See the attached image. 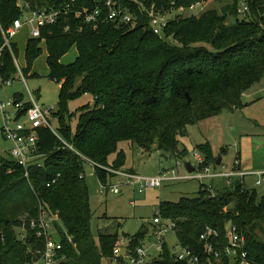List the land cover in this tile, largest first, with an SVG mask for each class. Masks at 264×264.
Returning a JSON list of instances; mask_svg holds the SVG:
<instances>
[{
	"label": "trees",
	"instance_id": "16d2710c",
	"mask_svg": "<svg viewBox=\"0 0 264 264\" xmlns=\"http://www.w3.org/2000/svg\"><path fill=\"white\" fill-rule=\"evenodd\" d=\"M25 1L32 11H61L57 21L40 27L39 38L27 40L23 71L30 72L44 43L49 76L60 84L54 116L64 142L49 129H40V152L46 156L42 166L30 167L28 176L11 158H0V264L39 260L44 239L29 222L41 210L57 218L53 226L62 243L57 264L111 263L114 244L121 236L117 231L102 232L95 239L86 162L79 155L93 162L98 181L108 184L116 175L105 168L122 170L125 163L123 150H118L120 142L184 158L187 153L179 149V138L186 136L188 125L245 108L243 95L264 79V0H247L248 20L238 17V0H200L224 5L220 12L208 7L198 16L170 17L161 35L153 32L152 6L164 14L172 6L189 7L198 0H113L131 14L132 21L102 22L100 18L96 27L74 12L83 6L92 10L105 0ZM106 11L103 7V15ZM23 15L17 0H0L4 28ZM73 47L75 60L61 63ZM15 72L6 55L5 77L14 78ZM83 96L88 102L71 112L69 102ZM14 97L23 99L22 94ZM196 148L205 166L217 167L209 142ZM212 187L208 190L201 184L194 197L161 201L158 213L177 223V238L201 258L206 254L200 234L206 227L218 231L222 247L229 226L244 235L249 259L264 264V194L259 196L240 181ZM147 233L142 226L138 234L125 237L135 248ZM155 264L183 263L174 260L165 244ZM222 264L232 263L223 258Z\"/></svg>",
	"mask_w": 264,
	"mask_h": 264
},
{
	"label": "built area",
	"instance_id": "2783aa9c",
	"mask_svg": "<svg viewBox=\"0 0 264 264\" xmlns=\"http://www.w3.org/2000/svg\"><path fill=\"white\" fill-rule=\"evenodd\" d=\"M74 1V0H71ZM17 5L24 12L20 19H16L8 27L4 28L0 23V37L2 43L0 44V88L12 84L13 77L6 78L4 74L5 57L8 55L12 59V63L16 72L14 77L20 75L23 81H26L24 68L20 63L18 51V36L25 30L28 38H39L40 27L51 24L57 21L61 11L51 8L42 11H32L29 7V2L25 0H17ZM173 5V3H172ZM103 7L107 9L106 14L103 15ZM207 8V4L203 1H196L189 7L180 6L172 8L166 13L162 14L155 9L154 6L149 10L151 25L155 34L161 35L170 18H167L169 12L183 14L186 16L200 15ZM251 6L247 0H238L237 14L240 19H250ZM67 13V10H65ZM77 18H83L86 23H92L94 27L98 24L101 18L102 22L112 20L117 23H129L132 21V16L127 10L121 7H116L113 0H105L100 5H96L94 9L81 7L74 12ZM68 30V27L66 28ZM15 45V47H14ZM7 53V54H6ZM30 100L23 101L16 98L1 99L0 98V137L10 143L9 154L12 160L24 170V175L28 176L30 167L33 165L42 166L43 159L46 153L40 152L39 134L40 129H49L56 137L63 141L59 136L57 128L52 125V120L55 119L54 114L57 112V106H44L37 104L34 96L28 90ZM70 147V146H69ZM71 148V147H70ZM84 162L95 166L93 162L82 155H79ZM198 159V172L192 174L188 172L186 175H177L174 170L161 171L158 175L152 177H143L138 174L105 168L116 176L122 177L127 184L132 185L139 193L144 192L147 188H159L164 182H171L176 180L197 179L204 181L207 179L225 178L227 184H233L232 178L236 177L244 179L245 176L260 175L262 179L257 178L255 181L257 185L264 179L263 171H243L240 167L239 159H236L230 170L223 168L222 171L215 170L213 166H205L204 159L196 155ZM180 163L176 162V166ZM193 171H196L194 169ZM81 175L80 177H82ZM242 184V181H241ZM211 187V186H210ZM100 191H111L119 193L117 185H106L100 183ZM214 195V194H213ZM131 204L134 206L135 202ZM57 221L56 217H49L45 210H41L36 218L30 220V227L36 229V235L44 239L45 247L41 251V256L34 264H57V254L62 249V243L58 238V233L53 226V222ZM151 233L146 235L144 240L140 241V245L131 248L130 238H119L113 247V262L116 264H155L159 259L163 246L168 245L174 260L183 264H222L223 258L231 260L232 264H255L249 259L246 251V240L244 235L238 233L234 227L226 226V243L220 247L221 241L217 230L206 227L200 234V241L203 244V250L206 254L205 258H201L194 250L187 245H183L177 238L174 245H170L166 241V237L172 233L177 236L179 228L177 223L170 218H163L158 212L154 215L151 222ZM56 235L54 236V232ZM71 240V237L69 238ZM39 253V252H38ZM118 259H121V263Z\"/></svg>",
	"mask_w": 264,
	"mask_h": 264
},
{
	"label": "rangeland",
	"instance_id": "374dc122",
	"mask_svg": "<svg viewBox=\"0 0 264 264\" xmlns=\"http://www.w3.org/2000/svg\"><path fill=\"white\" fill-rule=\"evenodd\" d=\"M224 3L211 2L208 7L221 11ZM168 11L165 13L167 14ZM175 12H169L167 18L174 17ZM234 19L230 18V22ZM23 30L19 36L18 51H24L25 41L28 35ZM41 54L34 61L33 66L24 82L20 75L12 80V84L6 88H0L1 99H12L15 94H22L23 101L30 100L29 92L34 96L37 104L44 106H57L60 84L49 76V68L46 62L47 52L44 43H41ZM77 56L75 47L62 57L61 63L70 64ZM20 63L26 66V62L21 54ZM86 96L69 102V110H75L82 104L88 102ZM246 104L245 108L237 111H223L221 114L202 120L195 125H188L187 134L180 137L179 149H186L187 155L184 158L172 157L170 154L153 149L151 152L142 151L136 144L130 142H120L118 150H123L125 163L123 171L133 170L135 174L143 177L158 175L161 171L174 170L177 175L188 173L185 163L189 162L197 173L198 159L196 155L204 158L197 145L209 142L215 157L222 159L220 168L230 169L236 159H239L243 171L264 169V79L253 85L242 99ZM75 124V118L72 119ZM54 128L58 127L56 119L52 120ZM1 126V120H0ZM10 144L0 137V158H10L8 153ZM114 155L110 157V160ZM44 161V159H43ZM176 162L180 165L176 166ZM257 168H261L258 170ZM111 173V172H110ZM114 174V173H112ZM115 175V174H114ZM259 175L245 176L243 186L248 189H255L259 196L264 194V179L259 185L256 184ZM85 180L89 187L90 206L93 211L91 227L97 239L99 233L117 231L121 237L133 236L140 232L142 226L147 227L148 234L151 233L152 218L158 212V205L161 201L177 202L182 197H194L200 185H206L208 190L213 189L210 179L199 181L197 179L176 180L164 182L159 188H147L139 193L133 189L132 185L119 176H115L106 185H117L119 193L111 191H100V182L94 174V167L86 163ZM227 181H225V184ZM216 184H219L216 182ZM211 186V187H210ZM221 186V185H220ZM215 194V193H212ZM134 201L133 206L131 202ZM54 236L57 234L53 231ZM170 245L176 243L172 233L166 237ZM114 261V260H113ZM105 264H116V262H105Z\"/></svg>",
	"mask_w": 264,
	"mask_h": 264
},
{
	"label": "crops",
	"instance_id": "0c3cea01",
	"mask_svg": "<svg viewBox=\"0 0 264 264\" xmlns=\"http://www.w3.org/2000/svg\"><path fill=\"white\" fill-rule=\"evenodd\" d=\"M25 34H26V32H25ZM29 38H27V40H28ZM27 40L25 41V47H24V51L21 53L20 51H19V54L21 55H23V58H24V60H25V48H26V43H27ZM18 42H19V39H18ZM20 43V42H19ZM26 76L28 75V74H25ZM16 95V94H15ZM15 98V97H14ZM10 144V143H9ZM8 153H9V151H8ZM10 155V154H9ZM2 158H4V157H2ZM11 158V157H10ZM12 159V158H11ZM240 161V160H239ZM241 163V162H240ZM221 164H222V159H221ZM220 164V165H221ZM217 165V164H216ZM240 167H241V169L243 170L244 168L242 167V165H240ZM216 169L215 170H218V171H222L223 170V168H220V166L219 165H217V167H215ZM187 169V168H186ZM194 169V168H193ZM231 169V168H230ZM229 169V170H230ZM258 170H261V168H257ZM264 169V168H263ZM228 170V169H227ZM247 171H255V169H251V170H247ZM130 172H132V173H134V171L133 170H131ZM125 180V179H124ZM211 180V182H212V184H214L215 186H219V187H222V185L225 183V181H227L225 178H215V179H210ZM126 181V180H125ZM235 181H240V183H241V179H239V178H232V182H235ZM243 181H245L244 179H243ZM216 182L217 183H219V184H216ZM127 183V182H126ZM130 185V184H129ZM221 185V186H220ZM242 185H243V182H242ZM133 189L135 190V188L133 187ZM168 237V236H167ZM174 237H175V239H176V241H177V236H175L174 235ZM168 242V241H167Z\"/></svg>",
	"mask_w": 264,
	"mask_h": 264
},
{
	"label": "water",
	"instance_id": "95a60500",
	"mask_svg": "<svg viewBox=\"0 0 264 264\" xmlns=\"http://www.w3.org/2000/svg\"><path fill=\"white\" fill-rule=\"evenodd\" d=\"M186 97H187L188 101H190V98H189L188 93H186ZM216 164L217 165H220L221 164V158L220 157H218ZM185 167L187 168V171L188 172H193V170H194L193 167H192V165L189 162H186L185 163Z\"/></svg>",
	"mask_w": 264,
	"mask_h": 264
}]
</instances>
